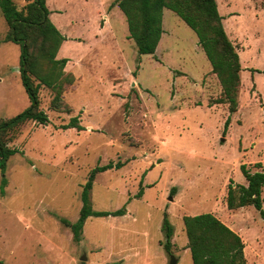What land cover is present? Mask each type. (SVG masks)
<instances>
[{"label":"rangeland","instance_id":"1","mask_svg":"<svg viewBox=\"0 0 264 264\" xmlns=\"http://www.w3.org/2000/svg\"><path fill=\"white\" fill-rule=\"evenodd\" d=\"M13 1L21 8L30 0ZM263 3L217 0L242 65L230 114L213 103L221 85L196 33L170 9L155 52L139 54L115 0H46L65 37L57 58L75 78L63 92L71 111L52 109L53 91L41 86L47 124L10 132L17 151L0 167V264H193L182 217L202 212L240 235L245 264H264L263 218L225 202L230 182L246 184L241 165L264 167ZM6 31L0 12V39ZM19 67L20 45L0 43V123L30 106ZM73 116L82 129L62 128ZM109 162L122 165L96 173L90 203L125 213L88 217L76 241L61 219H77L90 171Z\"/></svg>","mask_w":264,"mask_h":264},{"label":"trees","instance_id":"2","mask_svg":"<svg viewBox=\"0 0 264 264\" xmlns=\"http://www.w3.org/2000/svg\"><path fill=\"white\" fill-rule=\"evenodd\" d=\"M115 4L125 17L128 36L134 41L139 54L155 52L163 33V9L173 11L194 30L198 44L210 62L211 71L219 80L221 93L213 103L226 104L230 114L237 110L241 64L237 49L223 27V16L218 11L217 0H115ZM262 10L264 14V3ZM0 12L7 25L0 43L13 41L20 45L21 82L31 102L23 112L0 123V167L4 169L6 160L17 151V148L8 144L12 137L10 132L27 121L39 124H47L49 121L46 112L40 108L41 86L53 91L50 100L52 109L70 112L71 107L64 101L63 92L75 78L72 73L64 71L67 59L57 58L65 37L50 20L46 0H30L21 8L13 0H0ZM229 121L230 117H227L225 127ZM69 127L82 129L78 117L73 116L67 124L62 125V128ZM121 165V162H109L93 168L82 186V205L77 219L74 222L61 219L70 227L76 241L81 239L88 217L125 213L124 208L115 211L94 210L89 196L97 172ZM254 166L257 167L254 171L247 169L244 164L240 166L246 184L233 185L230 182L225 202L230 209L251 205L264 220V167L260 162H256ZM173 191L174 189L171 193ZM182 220L193 264H245L242 238L213 213L184 215ZM162 227L164 246L170 251L173 226L166 214Z\"/></svg>","mask_w":264,"mask_h":264},{"label":"crops","instance_id":"3","mask_svg":"<svg viewBox=\"0 0 264 264\" xmlns=\"http://www.w3.org/2000/svg\"><path fill=\"white\" fill-rule=\"evenodd\" d=\"M119 8V7H118ZM232 14V13H231ZM222 21H223V27H224V21H225V17L223 16V19H222ZM224 29H225V27H224ZM164 35V31H163V33H162V35H161V38H162V36ZM161 38H160V40H161ZM62 44H63V42H62ZM61 44V45H62ZM159 44V43H158ZM233 44L235 45V47H236V49H237V51H238V47H237V43L236 42H233ZM157 47H158V45H157ZM157 49V48H156ZM239 60H240V57H239ZM240 64H241V62H240ZM243 68H245V67H243ZM240 73H242V65H241V70H240ZM231 228V227H230ZM232 229V228H231Z\"/></svg>","mask_w":264,"mask_h":264},{"label":"water","instance_id":"4","mask_svg":"<svg viewBox=\"0 0 264 264\" xmlns=\"http://www.w3.org/2000/svg\"><path fill=\"white\" fill-rule=\"evenodd\" d=\"M85 259V256H82L81 257V260H84ZM170 264H175V259H172L171 261H170Z\"/></svg>","mask_w":264,"mask_h":264}]
</instances>
